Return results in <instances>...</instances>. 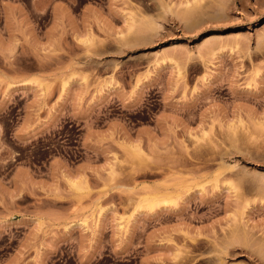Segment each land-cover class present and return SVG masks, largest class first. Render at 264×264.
Instances as JSON below:
<instances>
[{"label": "rangeland", "instance_id": "rangeland-1", "mask_svg": "<svg viewBox=\"0 0 264 264\" xmlns=\"http://www.w3.org/2000/svg\"><path fill=\"white\" fill-rule=\"evenodd\" d=\"M0 264H264V0H0Z\"/></svg>", "mask_w": 264, "mask_h": 264}, {"label": "bare ground", "instance_id": "bare-ground-1", "mask_svg": "<svg viewBox=\"0 0 264 264\" xmlns=\"http://www.w3.org/2000/svg\"><path fill=\"white\" fill-rule=\"evenodd\" d=\"M213 38H215L214 36H210L209 38H207V40H209V39H213ZM169 200V199H168ZM156 201H157V199L155 198V197H153V198H148V197H144L143 199H142V202L141 203H144V205L142 204V206H146L150 211H151V209L152 208H154V206L156 205ZM165 201H167V199L165 200ZM139 202V204H140V208L142 207L141 206V203ZM169 202V201H168ZM171 202V201H170ZM173 203V202H172ZM139 206V205H138Z\"/></svg>", "mask_w": 264, "mask_h": 264}]
</instances>
